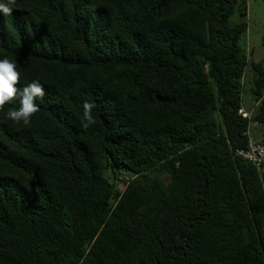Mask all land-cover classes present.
<instances>
[{
  "label": "trees",
  "instance_id": "obj_1",
  "mask_svg": "<svg viewBox=\"0 0 264 264\" xmlns=\"http://www.w3.org/2000/svg\"><path fill=\"white\" fill-rule=\"evenodd\" d=\"M248 5L0 0L20 73L0 107V264H264V163L241 153L264 142Z\"/></svg>",
  "mask_w": 264,
  "mask_h": 264
},
{
  "label": "clouds",
  "instance_id": "obj_2",
  "mask_svg": "<svg viewBox=\"0 0 264 264\" xmlns=\"http://www.w3.org/2000/svg\"><path fill=\"white\" fill-rule=\"evenodd\" d=\"M5 11L8 9L5 8ZM20 79V73L13 60L8 57L0 58V107L9 103L17 96V82ZM42 86L33 81L22 88L19 93V107L9 108L6 112L8 119L15 123H23L28 125L31 116L38 110V105L35 103L36 98L43 96ZM90 105H84V117L88 124L94 123L89 112ZM85 125V127L88 126Z\"/></svg>",
  "mask_w": 264,
  "mask_h": 264
},
{
  "label": "rangeland",
  "instance_id": "obj_3",
  "mask_svg": "<svg viewBox=\"0 0 264 264\" xmlns=\"http://www.w3.org/2000/svg\"><path fill=\"white\" fill-rule=\"evenodd\" d=\"M248 14L249 28L247 30V36L242 40V44L244 47H249L250 50H254L252 56L254 61L264 64V0H249ZM242 103L245 108L250 110L251 103H253L250 92H244ZM252 129L255 132L257 127L252 126Z\"/></svg>",
  "mask_w": 264,
  "mask_h": 264
},
{
  "label": "built area",
  "instance_id": "obj_4",
  "mask_svg": "<svg viewBox=\"0 0 264 264\" xmlns=\"http://www.w3.org/2000/svg\"><path fill=\"white\" fill-rule=\"evenodd\" d=\"M244 116L249 117L250 114L243 108L239 110ZM246 157H251L257 162V166L260 167V164L264 163V142H254L253 140L249 143V150L241 151Z\"/></svg>",
  "mask_w": 264,
  "mask_h": 264
},
{
  "label": "water",
  "instance_id": "obj_5",
  "mask_svg": "<svg viewBox=\"0 0 264 264\" xmlns=\"http://www.w3.org/2000/svg\"><path fill=\"white\" fill-rule=\"evenodd\" d=\"M115 181V176H114V174L112 175V182H114Z\"/></svg>",
  "mask_w": 264,
  "mask_h": 264
},
{
  "label": "crops",
  "instance_id": "obj_6",
  "mask_svg": "<svg viewBox=\"0 0 264 264\" xmlns=\"http://www.w3.org/2000/svg\"><path fill=\"white\" fill-rule=\"evenodd\" d=\"M262 132H264V130Z\"/></svg>",
  "mask_w": 264,
  "mask_h": 264
}]
</instances>
